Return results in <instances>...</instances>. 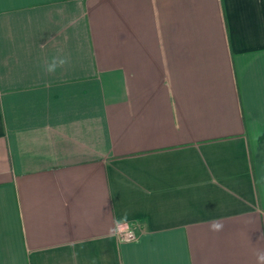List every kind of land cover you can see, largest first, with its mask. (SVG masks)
Segmentation results:
<instances>
[{
	"label": "crops",
	"instance_id": "0c3cea01",
	"mask_svg": "<svg viewBox=\"0 0 264 264\" xmlns=\"http://www.w3.org/2000/svg\"><path fill=\"white\" fill-rule=\"evenodd\" d=\"M262 234L264 0H0V264H257Z\"/></svg>",
	"mask_w": 264,
	"mask_h": 264
},
{
	"label": "clouds",
	"instance_id": "9594fccd",
	"mask_svg": "<svg viewBox=\"0 0 264 264\" xmlns=\"http://www.w3.org/2000/svg\"><path fill=\"white\" fill-rule=\"evenodd\" d=\"M71 63V57L67 54L58 52L56 55L45 60L41 65L46 74H55L58 69L65 68ZM131 212L125 208L118 217H115L111 225L107 229V235L110 238H116L122 242H129L136 236V230L141 227L137 220H129ZM146 227V225H144ZM209 230L220 232L223 230V224L213 220L210 222ZM260 240H264V234ZM257 264H264V249H257L256 253Z\"/></svg>",
	"mask_w": 264,
	"mask_h": 264
},
{
	"label": "built area",
	"instance_id": "2783aa9c",
	"mask_svg": "<svg viewBox=\"0 0 264 264\" xmlns=\"http://www.w3.org/2000/svg\"><path fill=\"white\" fill-rule=\"evenodd\" d=\"M136 237H137V233H136V236H135V238H133L132 240H135V239H136ZM132 240H131V241H132Z\"/></svg>",
	"mask_w": 264,
	"mask_h": 264
}]
</instances>
